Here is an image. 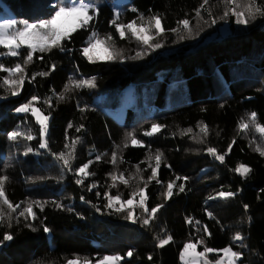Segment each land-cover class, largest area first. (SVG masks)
I'll list each match as a JSON object with an SVG mask.
<instances>
[{"label":"trees","instance_id":"1","mask_svg":"<svg viewBox=\"0 0 264 264\" xmlns=\"http://www.w3.org/2000/svg\"><path fill=\"white\" fill-rule=\"evenodd\" d=\"M64 1L69 2L0 0V14L5 16L8 10L25 22L38 23L50 18ZM256 2L264 6V0ZM202 3L101 0L98 25L93 31L120 40L122 58L90 63L82 49L92 31L81 29L70 41H64L65 51L54 48L34 54L33 61L24 65L28 79L19 95H11L3 79L12 77L0 71V177H8L5 193L9 201L21 205L11 213L10 227L7 220L0 223V264H68L77 257L81 262L88 258L96 264L104 255H120L118 264H181L183 246L201 237L204 245L198 244L199 251L205 245L214 249L231 245L243 254L240 264H264V156L255 151L251 130L239 127L240 123L252 124L249 118L253 112L264 124V16H257L243 28L233 16L220 18L222 0H209L204 8ZM121 7L124 10L117 17L115 10ZM197 10L202 18L196 16ZM153 15L162 18L165 29L157 39L163 45L160 49L127 43L111 23L113 19L125 24L139 22L141 16L147 19ZM183 19L190 21L191 32L179 25ZM224 25L229 26L225 36L221 35ZM178 27L179 33L172 31ZM4 51L0 48V53ZM26 51L22 49L17 57L0 55V63L5 67L21 63ZM137 52L142 58L132 59ZM40 72L49 74L41 76ZM92 78L94 88L64 91L73 80ZM130 87H146L147 99L139 95L120 122L114 115L124 107H120L118 95ZM60 94L63 100L58 98ZM33 96L39 97L35 106L50 116L47 149L39 147L43 137L31 113L16 111ZM153 124L161 125L162 130L151 137L143 135ZM202 124L208 126L207 136L200 132ZM189 128L192 132L183 135ZM14 131L35 138L27 141L21 136L14 141L10 139ZM129 134L143 141L144 146H132ZM76 139L80 142L72 161L73 171H68L54 154L67 152L65 144ZM200 139L204 142L197 143ZM126 142L127 148L123 146ZM230 144L224 163L207 153L208 147H214L224 154ZM157 151L163 153L157 176L161 183H148L146 206H164L145 226L142 209L135 208L139 219L133 223L124 218L126 213L106 207L105 194H119L122 200L130 198L135 188L144 186L140 177L147 180L150 176L149 164L154 166L155 161L148 157ZM114 152L115 165L110 162ZM89 162L88 172L92 175L78 176L75 170ZM241 164L251 168L246 177L235 171ZM120 173L129 184L125 186L118 180L112 187L111 175ZM81 178L83 184H77ZM171 181H175L173 195L166 198L163 193ZM180 185L184 186L183 192L179 191ZM220 192L234 195L223 199L218 196ZM29 201L45 202L42 211L34 206L35 220L19 216ZM3 208L8 211L6 206ZM45 227L50 231L45 232ZM237 233L242 241L233 239ZM5 234L13 239L4 241ZM168 235L172 241L158 247L159 239ZM129 251L131 257L127 256ZM210 257L217 258L215 253Z\"/></svg>","mask_w":264,"mask_h":264},{"label":"snow or ice","instance_id":"2","mask_svg":"<svg viewBox=\"0 0 264 264\" xmlns=\"http://www.w3.org/2000/svg\"><path fill=\"white\" fill-rule=\"evenodd\" d=\"M224 5L223 15L220 17L221 19H227L229 15L235 17V23L238 25H247L251 20H255L257 16H264V6H260L256 3V0H222ZM209 4V0H203L201 8ZM133 11H136L133 9ZM95 13V15L99 14L98 7L92 3H86L85 0H69L67 4H61L58 6L57 10L51 15L50 18L41 20L38 23H25L22 28H17L15 21H8L4 24H0V48L5 49L6 51L0 53V55H7L12 57L21 56V49H27V51L23 54L24 59L21 63H16L12 67H5L2 63H0V71L6 72L12 78L3 79V84L8 87L11 92V95L16 96L20 94V91L23 88L24 82L28 79L27 74L25 73L24 65L33 61L34 54L37 52L45 53L51 52L54 48L59 49L60 51H65L64 41H70L73 34L81 29H87L90 23L95 19V15L90 14ZM209 15L211 12L209 11ZM196 16L201 17V11H196ZM202 18V17H201ZM141 21H144L145 18L143 16L140 17ZM161 17L158 15H153L147 18L146 22L137 24L135 20L125 24L118 23L116 19L112 20V25L115 27L116 32L119 34L120 39H126L128 34L131 35L137 42L143 44L147 48H160L163 45L160 43L153 44L157 37L161 36L165 29L161 23ZM179 25L183 27V29L191 32L190 21L188 19H183L178 22ZM212 24L216 23L215 19L211 20ZM13 29V31H9ZM177 33L180 32V28L173 29ZM183 38V37H181ZM114 38L109 34L104 38H100L95 31L91 32L90 40L86 47L82 49L83 55L87 58L90 63L97 62H110L116 59H120L123 57V53L115 48V45L109 43ZM142 58V53L137 52L136 56L132 57V59H140ZM39 59H43V56H40ZM55 65L51 66L52 70H55ZM19 73V75H17ZM48 72H40L38 75L47 76ZM35 77L33 76L32 79ZM72 87L75 88H94L96 87L95 78L92 79H83V80H73L68 87L65 88V92L71 91ZM60 100H63L65 97L63 94H60L58 97ZM39 103V97L33 96L26 103L22 104L20 107L16 109L17 112L20 113H31V115L35 118L36 123L40 126L39 131L41 136L43 137V142L39 144L40 148L47 149L48 148V121L50 119L49 115H45L41 108L36 107L35 104ZM46 104L49 107H52L51 101L46 100ZM85 109H81L84 111ZM250 122L255 126V131L264 137V124L258 122V117L255 112L250 115ZM69 128L72 127L70 124ZM82 127V126H81ZM240 129L243 131L249 130L248 123H240ZM77 132L80 131V128L76 129ZM162 130V126L159 124H153L150 131H146L143 133L145 136H153L159 133ZM208 126L202 124L200 126V132L203 136L208 135ZM192 132V129H186L182 132L183 135H187ZM23 137L27 141L33 140L35 137L30 133H24L20 131H14L10 134V139L17 140L18 137ZM130 143L135 147H143V141L137 139L134 134H129ZM193 139H196L193 137ZM79 139L72 140L71 143L65 144V148L67 152L61 151L58 154H54L55 159L62 163L64 169L68 171H73L72 161L75 160L76 147L79 143ZM203 139L197 140V143H203ZM235 141H232L234 144ZM232 144L229 145L227 152L224 154L218 153L217 149L214 147H208L207 153L213 156L216 160L220 161V163H224L225 155L231 151ZM125 148L129 146V143L126 142L123 145ZM28 151H32L31 148ZM255 151L258 152L261 156H264V146L261 144H256ZM105 155H107L105 153ZM163 153L157 151L155 155H149L148 160L155 161L154 166L150 163L149 167L152 168L151 174L147 180L141 176L140 179L143 182V187L135 188L131 194L130 198L126 200H122L119 194H105L107 199L106 207L109 209H113L116 213H126L124 216L125 219L131 220L133 223H136L139 217L135 216V208L142 209L144 214L143 225L148 226L152 219H155L156 213L163 208V204L156 205L149 209L146 206V201L148 197L145 194V190L147 188L148 183L151 180H156L157 183H161L158 176V170L161 166ZM99 160L100 157H97ZM122 159V158H121ZM110 162L115 165L117 163V154L114 152L111 156ZM91 165V162L86 163L80 167H78L75 171L76 174L80 177H87L92 175V173L88 172V169ZM235 171L242 177H246L248 173L251 172V168L245 166L243 164L239 165ZM140 169L137 165V174H139ZM77 179V184H83V179ZM133 179L136 177L133 176ZM111 179L113 181L112 187L117 186V181L119 180L125 186L129 184V180L124 177L123 173L112 174ZM177 180L181 179L180 177L176 178ZM187 180V177L182 178ZM8 180L7 176L0 177V223H3L5 220L8 222V226H11L12 216L11 213L17 211V209L21 208L20 204H13L9 201L6 193H5V182ZM175 186V181H171L167 184L166 192L163 193L166 198H170L173 195V188ZM92 187H96L95 184ZM91 190V189H89ZM184 186H179V191L183 192ZM234 193H225L220 192L218 194L219 198L227 199L233 196ZM139 197L138 202L136 198ZM3 206L7 207V212L3 208ZM35 207L40 208L42 211L45 207V202L40 201H29L26 206L19 211V216L24 217L25 219L31 218L35 220L37 218L36 212L33 210ZM57 207H63L62 205H57ZM245 210H247L248 206L245 205ZM99 211V209H97ZM209 217H212V213H208ZM214 218V217H212ZM192 221L189 220L188 223ZM199 223V221H196ZM45 232L50 231L47 227L44 228ZM204 231L207 232V227L205 226ZM209 235H211L209 233ZM13 236L11 234H5L3 236L4 241H11ZM172 236L168 235L166 238H160L158 242V247H164L172 241ZM236 241H242L243 237L237 233L234 237ZM199 245H204V239L201 237L197 242L189 241L183 246V253L181 255V260L183 264H237V261L242 259L243 254L233 250L231 245L223 248V249H214L211 247H207L206 245L203 247L202 251H197V247ZM215 253V259H209V254ZM132 251L127 253L128 257L132 256ZM122 259L120 255H104L101 258L96 260V264H118V262ZM151 259V257H149ZM68 264H81L80 258L69 260ZM83 264H92V261L88 258H84Z\"/></svg>","mask_w":264,"mask_h":264},{"label":"rangeland","instance_id":"3","mask_svg":"<svg viewBox=\"0 0 264 264\" xmlns=\"http://www.w3.org/2000/svg\"><path fill=\"white\" fill-rule=\"evenodd\" d=\"M78 2V0H77ZM86 3H92L94 4L95 6L98 7V5L101 3V0H85ZM68 1H64L62 2L61 4H67ZM257 3V2H256ZM60 4V5H61ZM119 4H121V1L119 2ZM59 5V6H60ZM50 7L54 8L55 5H50ZM56 8V7H55ZM57 10V9H56ZM99 10V9H98ZM123 8H119V9H116L115 10V14L116 16L118 17V15L120 16V14L123 12ZM224 10V8H223ZM100 11V10H99ZM91 14V13H90ZM230 17H232L231 15H229ZM97 17L98 15H95V19L90 23L89 27L86 29V30H89V31H93V29H96L97 25H98V21H97ZM235 18V17H234ZM147 19H145L144 21H141V19L139 20V22H137V24H141V23H144L146 22ZM8 21H15L16 23V27L17 28H22L24 26L25 23H29V22H25L19 18H17L15 15H13V13H11L10 11L7 10V13L5 14V16L1 15L0 14V24H4ZM118 21V20H117ZM40 22V21H39ZM35 23V22H34ZM241 27H246V25H239ZM9 31H13V29H10ZM184 31L188 32L187 30L184 29ZM98 36L100 38H104L102 37V35H100L98 33V31H95ZM229 34V26L228 25H224L222 28H221V35L225 36V35H228ZM162 36V35H161ZM159 36V37H161ZM157 37L154 41H152L153 44L155 43H159L157 41V39L159 38ZM127 43L131 44V43H136V47L138 46H142L143 44L137 42L134 38L131 37L130 34H128V37L125 39ZM89 42V41H88ZM109 43H112L115 45V48L119 50L120 47V40H112L110 41ZM88 44V43H87ZM144 46V45H143ZM135 47V48H136ZM161 48V47H160ZM160 48H155V49H160ZM22 50V49H21ZM146 87L144 88H141V89H137V88H134V87H130L129 89L127 90H124L122 92L119 93V97L122 101V104L120 107L124 106L121 110H118V111H114V115L117 117V119L120 121V122H123L125 117H126V111L127 109H129L132 104L134 102H136L138 100V97L139 95H142L143 96V99L146 100L147 99V96L145 95L146 93ZM249 129L251 130V143L254 147H256V144H261V146H264V137H261V135L259 133H257L255 131V126L253 124H249ZM197 251L198 250V247H197ZM183 253V252H182ZM214 254V253H212ZM182 255V254H181ZM211 254H209V259H211L210 257ZM240 261H237V264H240ZM119 263V262H118ZM81 264H83V262H81ZM181 264H183V261L181 260Z\"/></svg>","mask_w":264,"mask_h":264}]
</instances>
